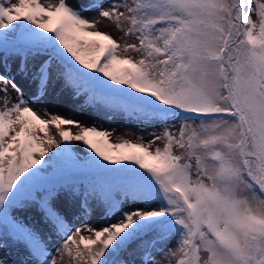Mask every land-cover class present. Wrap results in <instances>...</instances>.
I'll use <instances>...</instances> for the list:
<instances>
[{
	"label": "snow or ice",
	"instance_id": "obj_1",
	"mask_svg": "<svg viewBox=\"0 0 264 264\" xmlns=\"http://www.w3.org/2000/svg\"><path fill=\"white\" fill-rule=\"evenodd\" d=\"M101 20L136 42L122 47ZM0 52V264H264V0H0ZM17 76L35 85L30 96ZM57 84L162 131L113 143L46 109L44 119L32 101ZM56 163L84 174L83 191L45 182ZM77 198L81 214L101 208L114 222L85 226L94 238L71 229L62 206ZM33 206L47 237L12 214Z\"/></svg>",
	"mask_w": 264,
	"mask_h": 264
},
{
	"label": "rangeland",
	"instance_id": "obj_2",
	"mask_svg": "<svg viewBox=\"0 0 264 264\" xmlns=\"http://www.w3.org/2000/svg\"><path fill=\"white\" fill-rule=\"evenodd\" d=\"M69 1V0H67ZM39 2L47 7L49 4H55L58 2V0H39ZM109 0H104V5L107 7ZM91 16L96 15V10L93 9L91 12ZM255 19V17H254ZM126 27V25H125ZM97 28L100 31L108 32L113 36L114 39L118 41V43L123 47V45L128 43H134L136 42L134 39H129L127 37H124V34L122 31H118L116 26L107 21V20H101L100 23H98ZM3 53L0 52V56H2ZM11 55V54H10ZM137 59H139V56L137 54H133ZM13 64L15 61H10ZM2 71V69H0ZM17 83L20 84L25 89V96L28 97L31 95L32 91L35 89L34 84H30L28 80L23 79L21 76H17ZM111 83V82H109ZM113 87H124V86H118L113 85ZM10 95L15 97V93H10ZM53 97H63V99H69L70 103L72 105L73 109V116L69 119L79 121L80 124L84 127H96L93 117L94 115L101 118L103 120L104 127L101 130L109 132L110 140L113 143L120 142L122 140H129L131 142H140V138L143 139L144 143H147L150 139H152L150 133L156 132L160 133L162 131V125L159 122H143L141 119L136 117H130L126 113L118 110H114L111 108H108L103 105H94L91 103V101L88 100L87 96L84 94H81L77 96L75 99L73 98L72 91L70 90H64L63 92L60 91V86L57 84L55 88L50 87L48 90L47 95H45L40 100L33 99L32 101V107L38 111V114L44 118L49 119L50 117L45 114L43 109H46L48 113L50 114H57L55 113L51 108H49L48 103L45 101L46 99H52ZM172 127L169 129L174 134H178V129L182 126L180 121H171ZM62 128L65 131H70L74 134H79L81 129L79 127L70 126V125H64ZM97 128V127H96ZM100 130V129H99ZM50 135L54 137L58 142L61 143V146H63V141H61L58 131L54 126H50L49 128ZM80 144V148L77 149V154L83 158L85 155V152L82 150L83 145L80 142H72ZM156 147H163V141H157L155 144L152 145V149L154 150ZM57 151V149L53 148L52 152ZM176 154H181L182 150L174 149ZM51 152H49V156H51ZM47 160L48 157H45ZM99 159V158H97ZM106 163V162H104ZM111 168H119L121 167L120 164H110L108 165ZM40 167V166H38ZM75 171V170H74ZM142 171V170H141ZM45 176V182L48 184H67V185H79L80 181L84 180V174L75 171L73 172L69 165L65 163H56L52 167L48 169L47 172L44 173ZM118 177L112 178V191L111 195L119 197V189L117 187ZM81 187V191H83L82 185H79ZM78 199L76 201H67L62 206V212L66 216V219L71 222L72 226L76 227H82V229H86L85 226L90 225L91 226V220H94V218H102V222H96L93 226V228H101L103 226H106L109 223L114 222V218L109 214L108 217H105L103 215L101 208H96L95 211L91 215H84L81 214L78 210L77 203ZM131 202H126V205ZM93 205L95 207L96 202L93 201ZM19 221L24 223L27 226H30L34 228L37 232L41 234L43 237H47L49 235V229L43 224L42 217L39 214V212L36 210L35 206L30 208L27 211H15L12 213ZM64 239L63 236H56L53 235L48 241L47 249L49 253H51L53 256L57 258L58 256V249L63 244ZM174 247L175 244L171 243ZM9 253L12 256L14 260H20L23 259V257L26 254V249H24L23 244L17 245L14 241L10 239V247H9ZM55 252V254H54Z\"/></svg>",
	"mask_w": 264,
	"mask_h": 264
},
{
	"label": "bare ground",
	"instance_id": "obj_3",
	"mask_svg": "<svg viewBox=\"0 0 264 264\" xmlns=\"http://www.w3.org/2000/svg\"><path fill=\"white\" fill-rule=\"evenodd\" d=\"M67 2L72 3V0H69ZM81 2L86 3L87 0H81ZM86 15L91 16V13H88ZM45 101L48 103L49 108H51L55 113H57L56 115H59L65 118H71L73 116V109H72L73 107L69 99H63V97H53L52 99L48 98ZM93 120H94V123L97 129H100V130L103 129L104 124L101 118L94 115ZM102 220H103L102 218H94V220H91V226L93 227L96 222H102ZM67 221H68V224L71 225V222H69V220ZM77 228L82 229V227H78V226L71 227V229H77ZM81 234L84 235L85 237L93 236V234L88 232L86 229H83ZM170 247H173L171 243H170ZM59 258L60 257L58 253L57 259L59 260ZM63 264H71L70 259L68 257H65Z\"/></svg>",
	"mask_w": 264,
	"mask_h": 264
},
{
	"label": "trees",
	"instance_id": "obj_4",
	"mask_svg": "<svg viewBox=\"0 0 264 264\" xmlns=\"http://www.w3.org/2000/svg\"><path fill=\"white\" fill-rule=\"evenodd\" d=\"M73 172H75L74 170H72Z\"/></svg>",
	"mask_w": 264,
	"mask_h": 264
}]
</instances>
